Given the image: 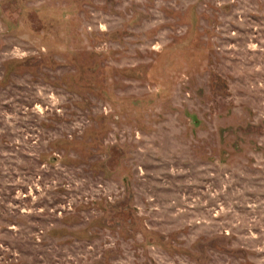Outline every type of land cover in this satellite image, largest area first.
I'll return each instance as SVG.
<instances>
[{"label": "rangeland", "instance_id": "374dc122", "mask_svg": "<svg viewBox=\"0 0 264 264\" xmlns=\"http://www.w3.org/2000/svg\"><path fill=\"white\" fill-rule=\"evenodd\" d=\"M0 264H264V0H0Z\"/></svg>", "mask_w": 264, "mask_h": 264}]
</instances>
